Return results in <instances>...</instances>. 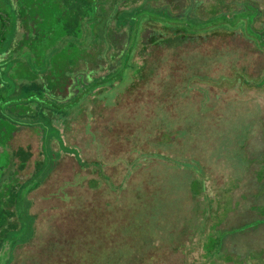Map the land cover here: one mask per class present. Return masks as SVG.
<instances>
[{"label":"rangeland","instance_id":"obj_1","mask_svg":"<svg viewBox=\"0 0 264 264\" xmlns=\"http://www.w3.org/2000/svg\"><path fill=\"white\" fill-rule=\"evenodd\" d=\"M110 1L145 3L125 17L131 42L147 19L120 78L54 120L62 138H51L50 158L44 135L17 125L0 98L2 114L17 120L0 147V195L49 161L26 192L32 232L2 241L0 264H264V0ZM246 3L259 10L255 33ZM109 21L100 17L96 32ZM119 31L110 32L117 51L128 42ZM87 35L71 70L101 74L111 48ZM6 60L2 91L3 78H14ZM60 69L50 66V75ZM20 148L30 153L24 166Z\"/></svg>","mask_w":264,"mask_h":264},{"label":"trees","instance_id":"obj_2","mask_svg":"<svg viewBox=\"0 0 264 264\" xmlns=\"http://www.w3.org/2000/svg\"><path fill=\"white\" fill-rule=\"evenodd\" d=\"M112 2L110 0H0V59L3 57L7 59V63L11 62L14 65V78L11 77L13 74L3 78L5 83L1 87L5 88L4 91L0 90V98L10 103L6 111L20 120V123H17V120L5 117L2 114L5 107H0V124L6 127L4 131L0 128L1 148L7 145L11 138V131L8 129L13 122L20 126L38 129L44 135L43 151L46 158H50L48 150L51 149V138L60 141L62 138L60 127L55 125L54 120L64 119V112L74 106L75 103L72 102H78L83 94L101 85L112 83L124 73L126 66L122 63L128 61L131 50L135 48L141 25L147 19L143 18L138 25L136 39L131 42L133 30L130 29L128 33L126 26L127 21L131 19L125 17H135V13L129 11L130 8L134 11L147 10V8L143 3L120 9L118 2H113L114 4ZM247 6L253 11L252 19L248 22L249 30L255 33L252 24L259 10L252 4L248 3ZM167 8L168 5H163L162 11L165 13H161L162 19L170 17L164 10ZM148 9L155 12L153 8ZM188 14L191 17L195 13L189 11ZM232 16L229 15L227 18L233 21L234 16ZM100 17L109 18L112 24L109 30L103 31L105 33H97L95 30ZM19 26L24 27L25 31L23 37L18 39L16 35ZM118 30L126 34L128 42L117 51L112 46L113 35H110V32ZM87 34H90L95 44H104L107 50L111 48L109 58L106 59L109 64L104 68L106 71L101 74L96 75L89 70L73 73L71 70L78 63L76 56H82L81 52L85 51L83 44ZM160 35L165 34L160 33ZM158 40V35L152 37L153 42ZM51 47H54L53 53ZM11 54L16 57H11ZM50 66L61 67L57 77L50 75ZM0 152L4 156L6 166L7 152L5 149ZM15 155L21 158V166H24L30 153L20 148ZM46 161L49 162L45 160L39 163L34 176L28 180L19 183L17 178H13L6 194L0 195V247L5 240L9 241L10 245L22 241L20 238L26 240L28 234L32 232L33 220L24 206L25 197L27 190L37 186L49 169ZM221 240V237L213 238L211 248H214V251L220 249Z\"/></svg>","mask_w":264,"mask_h":264}]
</instances>
